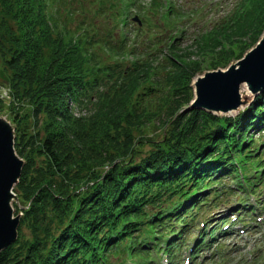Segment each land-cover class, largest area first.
Masks as SVG:
<instances>
[{
  "label": "trees",
  "instance_id": "trees-1",
  "mask_svg": "<svg viewBox=\"0 0 264 264\" xmlns=\"http://www.w3.org/2000/svg\"><path fill=\"white\" fill-rule=\"evenodd\" d=\"M140 1L0 0V56L9 95L20 102L8 116L17 123L15 150L25 159L14 190L32 201L22 220L32 218V238L1 250L0 264H157L160 252L171 254L188 233L214 176L236 174L239 165L264 166V141L256 144L250 135L264 128V91L235 116L187 110L194 78L228 67L261 39L264 0L238 2L236 13L197 35L194 52L183 51L174 36L128 45L126 33L108 38L92 22L108 16L112 26H123L132 8H143ZM152 4L162 10L156 0ZM68 21L77 24L75 35ZM128 55L135 60L126 64ZM10 104L0 93V114ZM28 109L35 129L44 118L43 138L39 131L31 135ZM151 125L170 126V135L141 162L127 163L142 142L134 130ZM33 150L48 163L37 179L29 175ZM45 208L60 219L59 235L43 226L47 237L41 235Z\"/></svg>",
  "mask_w": 264,
  "mask_h": 264
},
{
  "label": "rangeland",
  "instance_id": "rangeland-1",
  "mask_svg": "<svg viewBox=\"0 0 264 264\" xmlns=\"http://www.w3.org/2000/svg\"><path fill=\"white\" fill-rule=\"evenodd\" d=\"M154 1L155 0H141L140 3L142 4L143 8L140 9L138 5H136L134 8L131 9L133 14L134 13L137 14V11L139 12L143 11V13L141 14L143 20L142 25H139L138 22L133 21L132 17L128 20V23H126L123 26L121 25V22H117L115 23L116 25L114 24V26H112V24H110L111 22L109 21L108 16H106L105 18L94 17V19L93 17H91V19L93 20L92 22L94 23V25L96 27L98 26L101 35L105 33L107 34L108 38H117V40H119L123 36V33H126L128 36H130L129 38L130 41L127 42L128 45H131L134 42L138 41L139 43L138 45L144 47L145 43L146 42L149 43L150 41L154 40L153 39L154 37L158 38V36L160 37L166 36V38L167 37L170 38V36H174V38L176 37V39L178 40L177 41L179 43L178 45H180L183 51L189 49L191 52H194L195 44L193 43L195 42L197 35L200 37V35L205 31H209L213 29V27L220 25L221 21H224L223 20L224 17L236 13V10L234 9L236 7L235 5H237L238 2L243 3V0H169L170 4H172L170 11L169 13H167V11H165L163 8V10L161 11L163 13H166V15H164V17L163 16L161 17V15H159L160 12L157 11V8L155 6H152L153 5L152 3ZM165 6L168 7L169 6L168 3ZM120 7L122 8L123 6L120 5ZM93 8H94L93 5H88L86 11L92 13L91 10ZM61 13L64 14V11L62 10ZM78 13H80V11ZM80 16L81 14L76 15V20H79ZM172 22H177L176 24L178 28L176 27H174L173 29L169 28L168 25L170 26ZM66 25L68 30L70 31V34L75 35L77 31H75L74 28L76 27L77 24L73 21L70 22L68 21ZM120 26L123 31L118 29ZM145 29L146 30L148 29L150 33L148 32L145 33L144 32L146 31ZM46 51H47L46 54L49 55L50 53L49 49H46ZM96 51L100 56H102L101 54H104L105 58L109 59V54L107 52L101 53V51L98 50ZM141 57L143 56H140V58ZM134 58H135L134 55H128L123 60V62L126 64L130 63L131 61L135 60ZM161 59L162 58H160V62ZM239 60L240 59L232 61L231 64L226 68H218L216 70L206 69L204 73L199 74L197 77L198 78L203 77L206 73L217 71L219 69L222 71H226L227 69L237 65ZM155 66H160V64H157V62H155ZM6 67L7 66H5L2 56H0V86H1L0 93L1 96L6 98L9 103L12 102V104L8 106L7 111L0 114V117L5 118L8 121L10 127L13 129V133L15 136V126L17 123L16 122L14 123L11 120V118L8 116V113L13 111L12 107L19 105L20 102L14 99L12 100L11 96L9 95L10 93L9 85L7 82L8 80L7 74L9 73V71H7L8 68ZM196 78L193 79V83H192L194 90H196L195 89ZM262 91H264L263 88L262 89L256 88L251 94H246V89L243 87V84H241L240 92L244 94L243 97L244 101L238 104V108L234 112L228 111L222 114V113H216L215 112L216 110H211L208 109L207 107H205L206 109L205 108L202 109H204L207 112L214 111L213 113L218 115H225V116L236 115L242 111H245L246 108L249 107L250 103L253 102L255 96L261 93ZM195 98H196V92L194 94L193 101H195ZM72 105H71L72 112L74 113V115L79 116L80 114L76 105L73 103ZM25 112H27L29 115L28 126L30 127L31 135L35 136L36 133H38L39 131L40 138H43L46 135L44 118H42L40 121L39 129H35L34 128L35 121L32 116L31 110L28 109ZM169 127L170 126L166 128H158L154 125H151L141 130H134L136 142L137 141H142V142H138L136 144L135 153H133L132 157L129 158L126 162L130 163L133 161V165L137 164L142 160H144L146 157L150 156L153 152H155L159 148V145L163 143L162 141L164 140L165 136L168 137L170 135L169 132L170 130H168L170 129ZM251 134L252 133H250V135ZM255 136L258 137L255 138L257 143L259 142V140L261 142L263 141L262 139H264L261 137L259 138V136L255 135L254 133V137ZM14 141H15V137H14ZM18 156L20 157L19 154ZM32 156L34 158L35 164H34V168L31 169L29 175L32 176L34 179H37L41 174L45 173L48 163L45 159V156L40 155L36 150H33ZM20 158L22 159L24 165L25 159L23 157ZM82 172H85V170H82ZM99 173H101V171H99ZM58 180H60V178L56 177L54 181L56 182ZM17 183L14 184V189ZM31 203H32L31 198L28 199L24 198L17 191L15 192V195L13 196L11 202L13 218L19 219L18 227L19 229H21V231L17 229V239L20 238L21 241L23 242H27L30 238H32L31 229L28 226V223H31L32 218L30 220L22 221L24 218L23 214L25 213L26 209L31 205ZM41 214L42 216H40L39 218V227H41V231H40L41 235L47 237V233L44 231L45 227L48 229L50 234L59 235L62 225L60 223V219L57 217L54 210L52 208H45L44 212H40V215ZM42 226L44 228H42ZM225 244H226L225 254L227 258H230L231 264H237V262H240V264H250L249 262H251L254 252H256L259 249L264 250V234L260 235V234L250 233L246 235H238L235 238H230L226 240ZM227 250H229L228 253ZM160 263L163 264L162 261Z\"/></svg>",
  "mask_w": 264,
  "mask_h": 264
},
{
  "label": "water",
  "instance_id": "water-1",
  "mask_svg": "<svg viewBox=\"0 0 264 264\" xmlns=\"http://www.w3.org/2000/svg\"><path fill=\"white\" fill-rule=\"evenodd\" d=\"M264 33L258 43L231 68L206 73L199 80L198 101H192L187 110L205 108L216 110L240 104V85L252 83L264 89ZM196 92V90H195ZM206 109V108H205ZM214 112V111H213ZM14 133L8 121H0V251L17 239L18 218H13L12 198L14 184L19 181L23 161L15 153Z\"/></svg>",
  "mask_w": 264,
  "mask_h": 264
},
{
  "label": "bare ground",
  "instance_id": "bare-ground-1",
  "mask_svg": "<svg viewBox=\"0 0 264 264\" xmlns=\"http://www.w3.org/2000/svg\"><path fill=\"white\" fill-rule=\"evenodd\" d=\"M232 69L233 68H229L225 72L228 73V74H230V72L232 71ZM243 87L246 89V94H251L257 88L256 86H254L252 83H249V82L243 83ZM195 89H196V98H195V101H198V97H199V93H200L199 80H196ZM243 97H244V94L242 92H240V102L241 103L244 101L243 100ZM237 108H238V106H231V107L226 108V109L219 108V109H216L215 112L216 113H222V114H224V113H226L228 111L229 112H234ZM1 120H3L2 117H0V121ZM15 153L17 154L16 150H15Z\"/></svg>",
  "mask_w": 264,
  "mask_h": 264
}]
</instances>
